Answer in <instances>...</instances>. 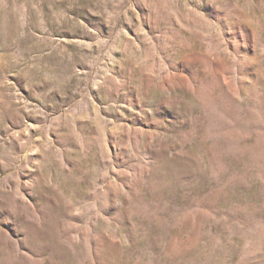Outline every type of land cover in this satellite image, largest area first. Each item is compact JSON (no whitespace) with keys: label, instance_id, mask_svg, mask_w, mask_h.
<instances>
[{"label":"rangeland","instance_id":"1","mask_svg":"<svg viewBox=\"0 0 264 264\" xmlns=\"http://www.w3.org/2000/svg\"><path fill=\"white\" fill-rule=\"evenodd\" d=\"M0 264H264V0H0Z\"/></svg>","mask_w":264,"mask_h":264}]
</instances>
